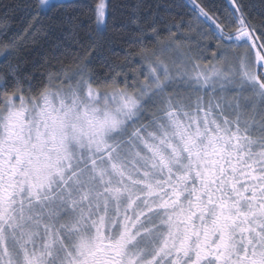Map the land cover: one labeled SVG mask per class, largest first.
Here are the masks:
<instances>
[{"label":"snow or ice","instance_id":"6c2138e0","mask_svg":"<svg viewBox=\"0 0 264 264\" xmlns=\"http://www.w3.org/2000/svg\"><path fill=\"white\" fill-rule=\"evenodd\" d=\"M0 264H264V0H0Z\"/></svg>","mask_w":264,"mask_h":264},{"label":"trees","instance_id":"16d2710c","mask_svg":"<svg viewBox=\"0 0 264 264\" xmlns=\"http://www.w3.org/2000/svg\"><path fill=\"white\" fill-rule=\"evenodd\" d=\"M217 3H221L223 2V0H216ZM39 58V57H38Z\"/></svg>","mask_w":264,"mask_h":264}]
</instances>
